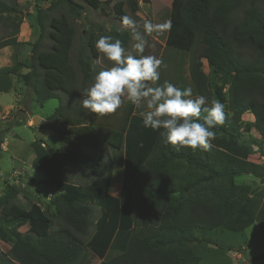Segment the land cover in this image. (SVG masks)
<instances>
[{
    "label": "trees",
    "instance_id": "16d2710c",
    "mask_svg": "<svg viewBox=\"0 0 264 264\" xmlns=\"http://www.w3.org/2000/svg\"><path fill=\"white\" fill-rule=\"evenodd\" d=\"M81 1L100 14L110 7L121 24L125 4L136 13L139 1L150 3ZM60 4L82 18L83 6L74 0L36 5L39 34L27 64L0 69V94L11 91L17 78L39 106L59 102L40 124V129L53 133L56 148L42 140L29 144L31 168L43 174L38 184L53 195V212L27 198L15 207L11 202L20 190L2 182L0 242L9 249H0V264H79L86 250L98 264H198L197 244L214 245L211 237L217 234H243L249 225L264 222V193L235 189L241 175L264 179V166L241 158L246 150L241 135L251 131L258 134L253 143L264 155V0L171 1L164 18L170 21L164 47L193 53V97L205 96L208 106L220 101L226 115L224 124L214 129L210 149L178 151L162 143L160 132L145 128L137 105L126 99L116 112L103 116L86 115L82 107L68 102L84 96L98 72L92 64L98 58L97 38L81 37L73 64L74 28L64 14L49 15ZM19 15L17 6L0 0V21L11 28L6 39L19 33ZM104 35L120 39L125 47L132 32L117 29ZM203 60L219 77L214 84L202 70ZM245 114L252 121L243 122ZM69 165L88 171L91 182L77 186L62 181L59 175ZM115 166L121 168L122 180L118 195L112 196ZM23 224H32L33 231L19 232Z\"/></svg>",
    "mask_w": 264,
    "mask_h": 264
},
{
    "label": "rangeland",
    "instance_id": "374dc122",
    "mask_svg": "<svg viewBox=\"0 0 264 264\" xmlns=\"http://www.w3.org/2000/svg\"><path fill=\"white\" fill-rule=\"evenodd\" d=\"M3 1L17 6L20 11L21 23L19 33L12 39L14 43H9L12 40L6 39V34L11 31V28L6 29L2 24L3 22L0 21V69L11 68L16 63L27 64L30 56V46L39 34V30L34 23L36 5L48 7L51 2H56V0ZM74 1L83 6L81 17L84 18V22H82L81 18H76L70 14L63 4L58 5L49 12V15L55 17L64 14L68 18L69 24L74 28L75 36L70 53L73 64L76 63L78 57L81 37L86 38L89 34H92L98 40L100 36L104 35L103 32L110 30H131V39L125 48L132 54H137L134 48L136 43L133 39L134 33H143L145 21H150L154 25L165 24L164 18L168 13L172 0H150L149 4L140 2V7H138L136 13H132L128 5L125 4L123 10L126 16H131L137 21V27L134 29L116 21L110 12V7L106 8L107 13L100 14L81 0ZM144 35L148 44L143 55H152L162 61L159 69L160 79L155 86L169 81L180 88L191 87L190 65L193 60V53H180L172 48L164 47L165 28L156 29L151 34L145 33ZM87 53L91 55L88 49ZM97 54L98 58L92 59V64L98 68V72L107 70L108 63L103 60L100 53L97 52ZM202 70L209 77L210 83L214 84L218 81L219 77L209 71L204 60L202 61ZM22 71L25 72V70ZM13 81L14 88L7 93L0 94V188L2 182L6 181L20 190L18 198L11 202L15 207L21 206L27 198L37 204L41 210H48V213H52L53 208L49 202L53 195L43 190L38 184L44 176L41 172L31 168L33 154L29 144L34 140H44L52 149L56 148L53 142L54 136L51 132L40 129V124L52 115L59 102L57 100H49L39 106L33 101L31 103L32 108H29L28 103L23 105V101L19 100V98L23 99L24 97L27 100L31 92L17 78H14ZM8 106H13L14 109L9 110L7 109ZM146 110L144 104L137 105L136 112L138 114L141 115ZM249 121H252V117L244 115L243 122ZM235 129V125L230 128L232 132ZM258 138L259 136L255 131L242 133L241 140L246 150L242 152L241 158L264 166V155L257 151L253 143ZM59 178L73 185L85 186L91 182L93 176L82 168L69 165L68 170L63 171ZM121 179V168L115 166L109 187L110 195H118ZM235 184L236 190L246 188L251 192L264 193V179L259 180L248 174L237 177ZM18 231L21 233L31 232L33 231V225H20ZM211 239L215 240L214 245H209L207 241L195 246L194 254L199 258L198 264H264V222H256L249 225L243 234H217ZM0 249L6 253L9 246L0 242ZM98 263L99 260L86 250L79 264Z\"/></svg>",
    "mask_w": 264,
    "mask_h": 264
},
{
    "label": "clouds",
    "instance_id": "9594fccd",
    "mask_svg": "<svg viewBox=\"0 0 264 264\" xmlns=\"http://www.w3.org/2000/svg\"><path fill=\"white\" fill-rule=\"evenodd\" d=\"M122 24L137 27V21L131 16L123 17ZM169 27L170 21L163 25L145 21L143 33L133 35L137 54L129 52L112 35L100 36L95 48L108 68L95 74L92 85L83 93L86 98L82 106L90 113L103 116L116 112L125 99L133 105L144 104L147 110L141 113L143 126L160 132L165 146L171 145L177 151L182 148L208 150L216 138L214 129L225 122L224 104L212 100L208 106L205 96L193 97L191 87L180 88L169 81L155 86L160 79L162 61L143 55L148 44L144 34Z\"/></svg>",
    "mask_w": 264,
    "mask_h": 264
},
{
    "label": "crops",
    "instance_id": "0c3cea01",
    "mask_svg": "<svg viewBox=\"0 0 264 264\" xmlns=\"http://www.w3.org/2000/svg\"><path fill=\"white\" fill-rule=\"evenodd\" d=\"M99 1H101V0H99ZM104 1V0H103ZM139 4H140V1L138 2V7H140L139 6ZM123 25V24H122ZM118 30H121V29H118ZM122 30H127V29H122ZM157 30H160V28H158ZM109 32V31H108ZM108 32H103V34H105V33H108ZM154 37V36H153ZM163 39H164V37H163ZM92 85V84H91ZM90 85V86H91ZM89 86V87H90ZM31 94L28 96V98H27V100H25L24 99V97H23V99L22 98H19V100H21V101H23V105L25 104V103H28V105H29V108H32V105H31V103L33 102V97L31 98ZM85 99V97L84 96H81V97H79V98H76L75 100H69L68 102L69 103H75V105H77V106H80V107H82L83 108V106H82V101ZM24 107V106H23ZM7 109H9V110H12V109H14V107L13 106H8L7 107ZM83 110H84V112H85V114L86 115H90L91 116V113L87 110V109H85V108H83ZM245 116H249L248 114H245ZM42 121V120H41ZM40 122V121H39ZM46 131V130H45ZM49 132V131H48ZM51 134L53 135V133L51 132ZM54 136V135H53ZM49 138V137H48ZM42 141H44V140H42ZM33 142V141H32ZM45 142V141H44ZM113 176V175H112ZM114 177H115V174H114ZM122 180V179H121ZM235 189H236V186H235Z\"/></svg>",
    "mask_w": 264,
    "mask_h": 264
},
{
    "label": "water",
    "instance_id": "95a60500",
    "mask_svg": "<svg viewBox=\"0 0 264 264\" xmlns=\"http://www.w3.org/2000/svg\"><path fill=\"white\" fill-rule=\"evenodd\" d=\"M81 20H82V22H84V18L83 17L81 18Z\"/></svg>",
    "mask_w": 264,
    "mask_h": 264
}]
</instances>
